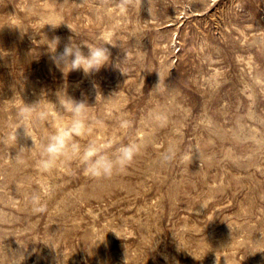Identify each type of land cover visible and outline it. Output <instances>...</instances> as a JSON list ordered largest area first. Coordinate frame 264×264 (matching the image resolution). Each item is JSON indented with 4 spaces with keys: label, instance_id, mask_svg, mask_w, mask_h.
<instances>
[{
    "label": "rangeland",
    "instance_id": "obj_1",
    "mask_svg": "<svg viewBox=\"0 0 264 264\" xmlns=\"http://www.w3.org/2000/svg\"><path fill=\"white\" fill-rule=\"evenodd\" d=\"M102 33L99 72L51 59L48 40ZM0 54V264H264V0H0ZM61 91L88 104L81 148L142 145L123 173L42 169ZM37 102L33 143L18 110Z\"/></svg>",
    "mask_w": 264,
    "mask_h": 264
},
{
    "label": "clouds",
    "instance_id": "obj_2",
    "mask_svg": "<svg viewBox=\"0 0 264 264\" xmlns=\"http://www.w3.org/2000/svg\"><path fill=\"white\" fill-rule=\"evenodd\" d=\"M62 20L49 16L44 18L42 28L50 25L53 29L57 28ZM73 31L75 37H79L78 33L68 25ZM75 37H70L68 43L64 45L63 51L57 53L60 38L55 37L48 40V51L51 59L60 70L67 75L71 71L82 70L87 77L99 72L102 68L111 64V53L106 45H113L111 34H100L95 42L86 43L82 39L77 42ZM85 45L88 49L85 53L81 47ZM3 55V54H0ZM117 63L115 67L126 74L125 71ZM63 99L58 97V105L50 102L53 109H61L71 115V120L64 127L58 128L54 132L47 133L41 144V167L47 171L56 166L60 158L71 159L75 157L83 167L86 175L95 179H110L114 175L123 173L134 161L136 156L140 154L142 145L137 142H129L115 146L116 142L109 143H89L81 148L79 144L73 142L74 136H81L85 132L87 119V106L84 101L77 102L69 97L66 92ZM60 93V92H59ZM39 102V101H38ZM38 102L32 105H26L18 110V117L21 123L18 128L23 126L25 135L31 137L35 143L31 133L27 131L29 123L33 119L40 121L46 120L49 116L47 109L38 111ZM126 123L121 127H127ZM176 155L174 147H170L161 157L162 163H170ZM192 160V156L188 158ZM202 207H204L202 205ZM114 232V231H113ZM117 236L118 234L114 232ZM106 235V234H105ZM104 238H96L95 244L104 242ZM119 237V236H118ZM21 264V261H20Z\"/></svg>",
    "mask_w": 264,
    "mask_h": 264
}]
</instances>
